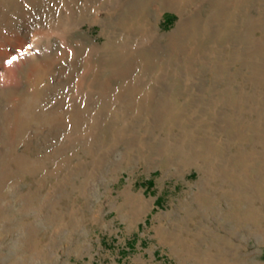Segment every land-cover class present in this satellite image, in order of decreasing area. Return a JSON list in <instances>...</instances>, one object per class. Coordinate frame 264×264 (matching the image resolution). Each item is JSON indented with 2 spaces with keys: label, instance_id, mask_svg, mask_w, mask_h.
Instances as JSON below:
<instances>
[{
  "label": "rangeland",
  "instance_id": "374dc122",
  "mask_svg": "<svg viewBox=\"0 0 264 264\" xmlns=\"http://www.w3.org/2000/svg\"><path fill=\"white\" fill-rule=\"evenodd\" d=\"M0 264H264V0H0Z\"/></svg>",
  "mask_w": 264,
  "mask_h": 264
},
{
  "label": "bare ground",
  "instance_id": "6f19581e",
  "mask_svg": "<svg viewBox=\"0 0 264 264\" xmlns=\"http://www.w3.org/2000/svg\"><path fill=\"white\" fill-rule=\"evenodd\" d=\"M73 10V8H72V6H70V5H66L65 6V8L63 7L62 8V15H63V20H65V21H67V20H69L70 19V17H71V11ZM32 55H34V53L33 52H31V53H29L26 57H29V56H32ZM17 59V58H16ZM19 59V58H18ZM25 59V58H24ZM20 60L22 61L23 60V56L20 58ZM20 64V63H19Z\"/></svg>",
  "mask_w": 264,
  "mask_h": 264
},
{
  "label": "snow or ice",
  "instance_id": "6c2138e0",
  "mask_svg": "<svg viewBox=\"0 0 264 264\" xmlns=\"http://www.w3.org/2000/svg\"><path fill=\"white\" fill-rule=\"evenodd\" d=\"M12 60H15L16 59V57L15 56H13L12 58H11ZM9 63H11V61H8Z\"/></svg>",
  "mask_w": 264,
  "mask_h": 264
},
{
  "label": "trees",
  "instance_id": "16d2710c",
  "mask_svg": "<svg viewBox=\"0 0 264 264\" xmlns=\"http://www.w3.org/2000/svg\"><path fill=\"white\" fill-rule=\"evenodd\" d=\"M151 183H152V180H151V179H150V180H148V184H149V185H151Z\"/></svg>",
  "mask_w": 264,
  "mask_h": 264
}]
</instances>
